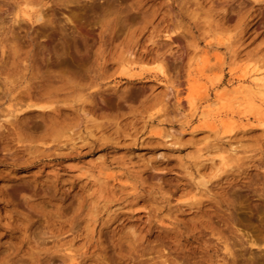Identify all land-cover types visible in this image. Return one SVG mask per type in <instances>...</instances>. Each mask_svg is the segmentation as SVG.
I'll use <instances>...</instances> for the list:
<instances>
[{
	"label": "rangeland",
	"instance_id": "obj_1",
	"mask_svg": "<svg viewBox=\"0 0 264 264\" xmlns=\"http://www.w3.org/2000/svg\"><path fill=\"white\" fill-rule=\"evenodd\" d=\"M256 75L264 0H0V264H264Z\"/></svg>",
	"mask_w": 264,
	"mask_h": 264
},
{
	"label": "bare ground",
	"instance_id": "obj_2",
	"mask_svg": "<svg viewBox=\"0 0 264 264\" xmlns=\"http://www.w3.org/2000/svg\"><path fill=\"white\" fill-rule=\"evenodd\" d=\"M248 74V73H247ZM246 75V73L243 75V74H241V76L242 77H244ZM245 77H247V76H245ZM254 81L256 82V84H262V83H264V75H262V76H257L256 75V77H254ZM224 88H225V86L223 87V90H224ZM259 89V88H258ZM263 90V89H262ZM247 91V90H246ZM212 104V103H211ZM33 106H35V107H37V108H47L48 107V104L47 103H43V104H33ZM211 106V105H210ZM209 111H211V109H208V112ZM206 112V113H205ZM204 113L205 114H207V111H204ZM208 116H209V114H208ZM232 129H230V131H231ZM213 163V162H212ZM215 163V162H214ZM220 163V162H219ZM216 164V163H215ZM218 164V163H217ZM213 166H215V165H213ZM212 166V167H213ZM216 167H217V165H216Z\"/></svg>",
	"mask_w": 264,
	"mask_h": 264
}]
</instances>
